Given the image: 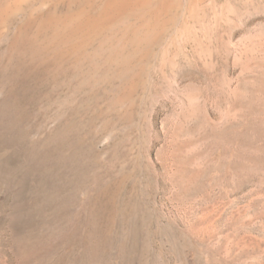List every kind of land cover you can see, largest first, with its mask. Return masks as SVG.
I'll return each mask as SVG.
<instances>
[{
	"label": "rangeland",
	"instance_id": "rangeland-1",
	"mask_svg": "<svg viewBox=\"0 0 264 264\" xmlns=\"http://www.w3.org/2000/svg\"><path fill=\"white\" fill-rule=\"evenodd\" d=\"M0 264H264V0H0Z\"/></svg>",
	"mask_w": 264,
	"mask_h": 264
}]
</instances>
